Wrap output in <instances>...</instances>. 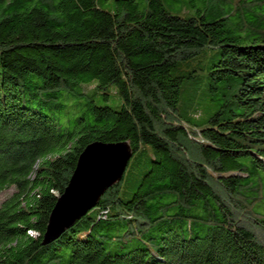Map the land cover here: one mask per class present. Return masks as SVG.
I'll use <instances>...</instances> for the list:
<instances>
[{"label":"trees","instance_id":"obj_1","mask_svg":"<svg viewBox=\"0 0 264 264\" xmlns=\"http://www.w3.org/2000/svg\"><path fill=\"white\" fill-rule=\"evenodd\" d=\"M118 2L0 0V194L14 190L0 204V264H264L252 230L264 225V0H175L176 13ZM192 79L199 100L183 105ZM110 87L119 111L68 119L72 98ZM94 142L148 145L151 167L131 198L115 184L43 245ZM111 240L126 252L110 254Z\"/></svg>","mask_w":264,"mask_h":264},{"label":"water","instance_id":"obj_2","mask_svg":"<svg viewBox=\"0 0 264 264\" xmlns=\"http://www.w3.org/2000/svg\"><path fill=\"white\" fill-rule=\"evenodd\" d=\"M133 155L128 142H94L88 145L78 160L69 186L59 197L50 216L42 244L49 245L59 239L65 231L95 208L106 191L122 181ZM93 157H101L102 160L104 158L103 161L108 165L99 163V158L93 162ZM110 166H113V171L108 169Z\"/></svg>","mask_w":264,"mask_h":264},{"label":"rangeland","instance_id":"obj_3","mask_svg":"<svg viewBox=\"0 0 264 264\" xmlns=\"http://www.w3.org/2000/svg\"><path fill=\"white\" fill-rule=\"evenodd\" d=\"M139 4V11L145 12L147 10V0H136ZM98 5L103 8L106 11L115 12L117 9H122L121 4H119L118 0H97ZM164 5L166 6L167 10L176 13L181 9V4L176 3L175 0H163ZM264 14V13H263ZM236 20H233L230 23V25H234L236 23ZM233 28V27H231ZM240 31H237L236 34H239ZM211 56V54L209 55ZM216 60V57H208L203 60V66L204 71H199L197 73H194V75L200 74L204 75L205 70L210 67L213 62ZM200 64V66L202 65ZM192 66V65H191ZM191 66H184L183 71H187L191 68ZM191 70V69H190ZM185 85V89L182 94V104H189L191 101H198V93L197 88L199 87V84L197 85L195 81L192 79ZM204 81H202L203 86ZM203 88V87H202ZM88 95L92 93V91L85 86L83 89ZM116 93L115 87H110L108 90L109 96L101 95L93 98H72L69 101L70 106H75L70 108V114L68 116V119L71 121H75L76 118L81 117L85 112H88L93 105H96L97 107H109L112 108L115 111H119L123 105L122 99L120 96H118ZM94 99L93 104H89V102ZM154 151L153 149L148 145H141L139 150L132 156L125 174L124 178L121 181V197L124 199H129L133 196L134 192L137 190L140 182L142 181L145 174L149 171L151 167V160L153 158ZM118 155L116 154V157ZM14 192L13 189H9L3 193L0 194V204L9 197ZM256 211L261 214V219L264 220V205L257 208ZM252 230L255 232L257 238L260 241H264V225H258L255 227H252ZM107 251L112 254H123L126 252L125 248H119L117 246V243H115L113 240L110 241V243L106 246Z\"/></svg>","mask_w":264,"mask_h":264},{"label":"bare ground","instance_id":"obj_4","mask_svg":"<svg viewBox=\"0 0 264 264\" xmlns=\"http://www.w3.org/2000/svg\"><path fill=\"white\" fill-rule=\"evenodd\" d=\"M97 158H99V163H105L103 160H104V158H103V160H102V158L101 157H97ZM96 157H93V162H96L95 160L97 159ZM107 163H105V165H106ZM108 165V164H107ZM112 167L113 166H110V168H108V169H111L112 170ZM113 171V170H112ZM77 202H79V201H77ZM79 204V203H78ZM83 204V203H82ZM80 207V206H79Z\"/></svg>","mask_w":264,"mask_h":264}]
</instances>
